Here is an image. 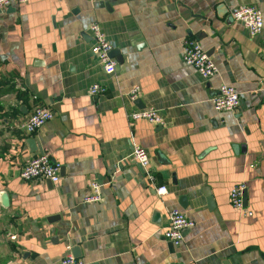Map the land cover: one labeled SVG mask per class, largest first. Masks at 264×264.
<instances>
[{"label":"crops","instance_id":"0c3cea01","mask_svg":"<svg viewBox=\"0 0 264 264\" xmlns=\"http://www.w3.org/2000/svg\"><path fill=\"white\" fill-rule=\"evenodd\" d=\"M240 6L264 24V0H28L0 11V264L67 254L82 264H264V27L251 36L230 18ZM91 23L117 53L113 74L91 53ZM187 40L215 76L183 63ZM93 84L105 92L90 97ZM222 85L239 94L235 112L212 106ZM38 106L53 119L27 135L20 124ZM142 109L162 124L128 118ZM136 147L146 168L129 157ZM43 152L61 167L56 184L20 177ZM93 181L101 201L85 204ZM237 185L251 216L229 202ZM173 209L194 225L171 248Z\"/></svg>","mask_w":264,"mask_h":264},{"label":"built area","instance_id":"2783aa9c","mask_svg":"<svg viewBox=\"0 0 264 264\" xmlns=\"http://www.w3.org/2000/svg\"><path fill=\"white\" fill-rule=\"evenodd\" d=\"M28 0H0V11L12 4L23 5ZM94 1V0H89ZM229 16L234 21L241 23L251 36H256L263 30V16L259 9L251 6H240L232 8L229 11ZM91 36V53L94 58L100 63L106 74L115 72L116 62L111 56L113 44L106 38L101 27L97 23H91L89 26ZM182 61L185 65L194 68L199 76L208 80L217 74L211 58L202 50L197 42L185 41L183 46ZM105 92V87L100 84H93L88 88L90 97H97ZM139 94V88L135 87L131 90L130 99L134 101ZM211 103L217 112H235L240 105V97L238 92L232 86L222 85L218 93L211 98ZM132 121L146 120L154 125H161V118L152 109H142L132 112L128 115ZM53 119V112L46 106H38L33 109L31 114L24 119L20 128L27 134L31 135L37 132L43 125ZM133 161L138 163L142 168L149 165V158L143 148L136 147L132 150L130 156ZM61 167L58 163H53L49 159L47 153H40L30 157L20 170V177L25 181L32 180H48L56 184L60 180ZM101 185L97 182H90L87 185V193L83 197L85 204H95L101 201L100 193ZM243 186H234L229 193V202L231 205L242 211L246 216H251V213L246 211L243 205L242 192ZM166 193L165 187L158 189L159 195ZM169 224L164 233V238L174 247H179L183 240L185 230L193 227V222L188 220L187 216L173 209L169 212ZM57 264H82V262L71 254L62 257Z\"/></svg>","mask_w":264,"mask_h":264},{"label":"water","instance_id":"95a60500","mask_svg":"<svg viewBox=\"0 0 264 264\" xmlns=\"http://www.w3.org/2000/svg\"><path fill=\"white\" fill-rule=\"evenodd\" d=\"M116 55H117L116 51H112V52H111V56H112V57H114V56H116ZM137 102H139V101H137ZM29 144L33 147L34 142L31 140ZM242 200H243V204L245 205L246 198H245V193H244V191L242 192ZM181 201H182V202H185L184 199H181ZM208 204H209V205H208L209 208H210L211 206H213V203H212V201H210V200H208ZM184 205H185V203L182 204L183 207H184ZM170 247L173 248L172 244H170ZM74 257L77 258L76 255H74ZM225 264H228V263H225Z\"/></svg>","mask_w":264,"mask_h":264}]
</instances>
